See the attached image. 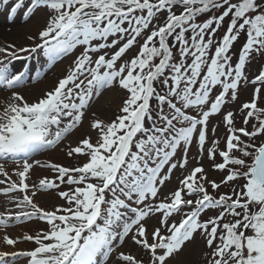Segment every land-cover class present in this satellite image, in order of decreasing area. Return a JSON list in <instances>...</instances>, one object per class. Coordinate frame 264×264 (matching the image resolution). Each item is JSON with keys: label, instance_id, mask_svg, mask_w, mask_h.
<instances>
[{"label": "snow or ice", "instance_id": "obj_1", "mask_svg": "<svg viewBox=\"0 0 264 264\" xmlns=\"http://www.w3.org/2000/svg\"><path fill=\"white\" fill-rule=\"evenodd\" d=\"M21 7L17 3L11 9L13 19ZM34 11L50 13L39 32L42 43L21 51L42 50L54 62L78 46L83 49L68 73L34 103L15 91L26 82L24 67L13 71L10 62L0 61V90L12 92L0 115V160L11 158L18 166L13 180L0 164V184H8L5 194H21L13 197L18 212H8L7 218L0 214V228L13 219L37 218L47 225L23 235L33 243L31 250L0 252V264H9V256L26 257L27 264H97V257L106 262L126 238L150 253L151 264H168L197 233L210 249L208 264H264V142H256L264 137V106H258L262 87L242 104L243 124L251 122V130L236 128L228 111L225 149L217 151L218 141L205 148L210 117L238 98L241 83L264 86V70L252 81L245 75L249 60L264 56V0H34L26 15ZM242 35L233 64L230 52ZM133 47L138 52L123 60ZM8 55L19 59L14 52ZM114 85L128 93L121 114L110 123H91L95 142L88 137L67 146V156L86 158L83 165H46L55 178L30 186L29 159L60 145L81 124L93 98ZM194 143L201 153L207 151L215 170L225 172L223 179L208 180L205 168L196 166L177 190L157 202L172 170L187 167ZM178 149L180 160L175 159ZM65 184L69 190L57 193L64 204L53 210L34 202L36 191L29 195L30 187L49 191ZM206 185L213 192L222 186L229 191L214 196ZM210 209L219 211L202 219ZM150 213L162 217L161 227L149 234L143 222ZM177 214L179 222L169 223ZM2 239L13 248L18 243L7 234ZM119 256L123 264H142L132 254Z\"/></svg>", "mask_w": 264, "mask_h": 264}, {"label": "rangeland", "instance_id": "obj_2", "mask_svg": "<svg viewBox=\"0 0 264 264\" xmlns=\"http://www.w3.org/2000/svg\"><path fill=\"white\" fill-rule=\"evenodd\" d=\"M33 2L34 0H0V48L7 50L6 52H0V61H3L4 63L10 62V68L13 71L20 69L23 66L24 70L28 72V75L25 77L26 82L18 89H15V91L22 95L28 103L37 102L44 93L52 90L58 81L55 80L54 82L53 79L57 78V76L59 79L63 78L73 66L74 59L83 49V46H78L77 49L57 58L54 62L49 61L48 57L44 55L42 50L38 49L37 52L21 51V49L30 50L37 43H42V41L39 40V32L46 27L50 16V13H46L45 11H34V14L31 16L26 15L27 9L31 7ZM17 3L21 4L22 7L17 10L13 19L11 9L15 7ZM204 19H206V17L202 16L200 18L201 21ZM226 26L227 24L225 23V25L221 27L220 31L217 33V39L222 36ZM29 37H31V39H29ZM243 43L244 37L242 35L234 44L233 49L230 52L233 64L238 61V56ZM9 52H14L19 59H14L9 56ZM137 52L138 47H133V49H131L122 59L129 60ZM61 62L63 65L65 64L64 66L66 67L64 74H58L56 71V65H59ZM261 70H264V56L257 54L255 58L250 59L246 64L245 75L248 81H252ZM155 86L162 94L166 91L161 88L158 82L155 83ZM255 87H262L258 106H264V86L258 84L253 85L251 83L245 84L242 82L238 89V98L223 106L220 113L210 117L205 144L206 149L210 148L217 141V151L225 149L228 131L227 126L224 123V116L228 111L234 113V126L236 128L247 127L251 130V122L247 126L243 124L244 110L242 109V104L252 100ZM11 94V90H0V115L3 114L7 104L12 102L10 99ZM216 94H218L217 90H213L212 96L214 97ZM127 96L128 93L126 90H122L118 85H114L112 88L104 90L99 97H94L91 101V106L86 110V114L83 117L81 124L77 126V128H75L60 145L56 148L36 153L29 159V163L33 164V168L30 171L29 178L26 182L32 186L38 185L39 181L43 178H48L50 180L54 179L56 173H54L51 168L46 167V165L49 164H58L69 168L82 166L86 158L79 155H73L72 157L67 156V146L71 145L75 147L81 140L88 137H91L92 141L95 142L96 132L91 129V123L95 120H100L105 123L114 121L116 117L121 114L120 108ZM150 103L155 107L157 102L153 98ZM167 111V108H165V112ZM189 114L195 115L196 112L191 111ZM145 126L150 127L151 121L146 120ZM256 142L257 144L264 142V137L257 138ZM236 154L239 155V153ZM175 159H182V153L179 149L178 156ZM36 161H39L40 163L37 164ZM215 162H222V158L218 154ZM247 162L251 163V160L248 159ZM0 164L4 165L5 170L9 172L13 180L17 179L14 172L17 170L18 166L11 158L0 160ZM201 165L205 168L208 180L216 181L217 183L221 182L225 172L215 170L213 167V161L208 158L207 151L201 153L197 145L194 143L188 152L187 167H177L175 170H172L171 178L160 186L157 202L177 190L180 187V181L189 173V171L192 168ZM199 175L200 174H198L197 178H199ZM3 179L4 177L0 176V180ZM235 183L238 186L239 184H242L243 181L240 180ZM7 187V183L0 184V214H3L5 218H7L8 212L19 211V209L15 208L13 197H21L19 192L5 194V189ZM69 187L71 186L65 184L61 185L59 189L49 191L30 187L29 195H31L32 191H36L37 194L33 198L34 202L46 210H53L56 206L64 204V201L60 199L57 193L59 191H67L69 190ZM206 187H208L209 193L214 196L229 191V188L225 186H222L220 189L216 190V192H213L210 185H206ZM218 211L219 210L215 209L207 210L202 214V219L214 216ZM161 217V213H150L149 217L143 222L146 226L147 233L150 234L155 228L161 227ZM180 219V215H174L170 218L169 223H178ZM226 219L231 220L232 217L229 216ZM8 223V228H0V252L31 250L34 247L33 243L23 241V235H35L37 232L44 231L47 226L46 222L37 218L31 220L13 219L8 221ZM5 234L10 238L18 240L15 248L4 243L2 238ZM115 249L116 250L109 255L106 262L102 256L97 257V264H123L119 256L120 252L136 256L137 259L142 261V264H151L150 253L135 245L130 238H126L123 245L115 246ZM209 253L210 249L206 247L204 239L199 233H197L194 240L187 243L182 251L174 254L172 258H169L168 264H208ZM158 254H161V250H158ZM7 260L9 264H27V258L23 256H9L7 257Z\"/></svg>", "mask_w": 264, "mask_h": 264}, {"label": "bare ground", "instance_id": "obj_3", "mask_svg": "<svg viewBox=\"0 0 264 264\" xmlns=\"http://www.w3.org/2000/svg\"><path fill=\"white\" fill-rule=\"evenodd\" d=\"M64 65L62 64V62L59 65H56V71H57L58 74H64L65 73L66 67ZM58 79H59V77L57 76V78H54L53 80L55 82V80L57 81ZM38 86H41V85H38Z\"/></svg>", "mask_w": 264, "mask_h": 264}, {"label": "trees", "instance_id": "obj_4", "mask_svg": "<svg viewBox=\"0 0 264 264\" xmlns=\"http://www.w3.org/2000/svg\"><path fill=\"white\" fill-rule=\"evenodd\" d=\"M158 62V61H157ZM154 86H155V84H154ZM156 87V86H155ZM159 91V90H158Z\"/></svg>", "mask_w": 264, "mask_h": 264}]
</instances>
